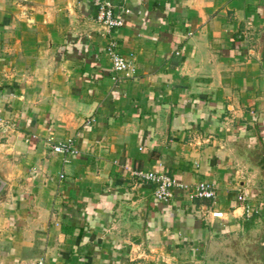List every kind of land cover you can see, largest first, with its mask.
<instances>
[{
	"label": "crops",
	"instance_id": "0c3cea01",
	"mask_svg": "<svg viewBox=\"0 0 264 264\" xmlns=\"http://www.w3.org/2000/svg\"><path fill=\"white\" fill-rule=\"evenodd\" d=\"M0 264H264V0H0Z\"/></svg>",
	"mask_w": 264,
	"mask_h": 264
},
{
	"label": "built area",
	"instance_id": "2783aa9c",
	"mask_svg": "<svg viewBox=\"0 0 264 264\" xmlns=\"http://www.w3.org/2000/svg\"><path fill=\"white\" fill-rule=\"evenodd\" d=\"M96 20L109 33L124 24L123 18L117 14L114 7L109 3L100 7ZM108 53L115 72H125L132 69L131 64L116 51L115 43H111L108 47ZM52 148L57 153L70 154L75 152V145L72 140L54 145ZM138 175L155 186V199L159 203L172 202L176 198L178 191L186 192L190 199L215 200L217 197L216 187L207 181L190 185L173 178L166 172L150 171L141 172ZM239 200L243 201L244 198L240 197ZM212 215L216 218L223 217V213L220 212H213Z\"/></svg>",
	"mask_w": 264,
	"mask_h": 264
}]
</instances>
